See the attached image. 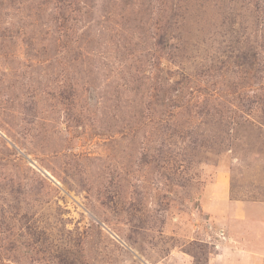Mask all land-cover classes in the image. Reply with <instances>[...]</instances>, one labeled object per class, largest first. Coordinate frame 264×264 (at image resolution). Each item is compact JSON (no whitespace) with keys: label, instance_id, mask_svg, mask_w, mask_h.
<instances>
[{"label":"rangeland","instance_id":"1","mask_svg":"<svg viewBox=\"0 0 264 264\" xmlns=\"http://www.w3.org/2000/svg\"><path fill=\"white\" fill-rule=\"evenodd\" d=\"M261 204L264 0H0V264H221Z\"/></svg>","mask_w":264,"mask_h":264},{"label":"crops","instance_id":"2","mask_svg":"<svg viewBox=\"0 0 264 264\" xmlns=\"http://www.w3.org/2000/svg\"><path fill=\"white\" fill-rule=\"evenodd\" d=\"M237 221L241 226L233 233L241 235L240 243L245 249L225 252V262L221 264H264V205L261 204L260 212L246 209Z\"/></svg>","mask_w":264,"mask_h":264},{"label":"trees","instance_id":"3","mask_svg":"<svg viewBox=\"0 0 264 264\" xmlns=\"http://www.w3.org/2000/svg\"><path fill=\"white\" fill-rule=\"evenodd\" d=\"M209 113L210 114H212V115H216L217 113H219L220 112V109H218L217 108V106H211V107H209ZM223 111H222V114H229L230 112H229V106H226L225 108H223L222 109ZM215 111V112H214ZM221 114V115H222Z\"/></svg>","mask_w":264,"mask_h":264}]
</instances>
